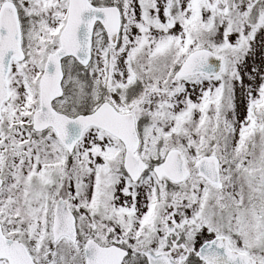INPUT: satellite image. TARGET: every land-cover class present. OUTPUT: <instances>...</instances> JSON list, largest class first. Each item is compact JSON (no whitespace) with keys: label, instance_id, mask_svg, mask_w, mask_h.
<instances>
[{"label":"snow or ice","instance_id":"snow-or-ice-1","mask_svg":"<svg viewBox=\"0 0 264 264\" xmlns=\"http://www.w3.org/2000/svg\"><path fill=\"white\" fill-rule=\"evenodd\" d=\"M0 264H264V0H0Z\"/></svg>","mask_w":264,"mask_h":264}]
</instances>
